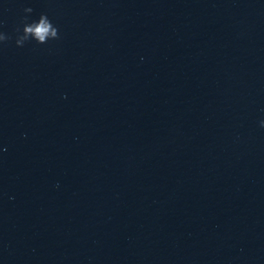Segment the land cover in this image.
<instances>
[{
    "label": "water",
    "instance_id": "95a60500",
    "mask_svg": "<svg viewBox=\"0 0 264 264\" xmlns=\"http://www.w3.org/2000/svg\"><path fill=\"white\" fill-rule=\"evenodd\" d=\"M40 13L59 39L17 46ZM0 30V264H264V0H0Z\"/></svg>",
    "mask_w": 264,
    "mask_h": 264
},
{
    "label": "clouds",
    "instance_id": "9594fccd",
    "mask_svg": "<svg viewBox=\"0 0 264 264\" xmlns=\"http://www.w3.org/2000/svg\"><path fill=\"white\" fill-rule=\"evenodd\" d=\"M26 13H32V7L24 9ZM22 28L18 25L15 29V44L17 46H24L26 42L35 41L37 44H47L51 40L59 39V26L55 24L47 13H40L38 19L24 16L21 20ZM5 31L0 30V44L10 40ZM260 127H264V119L259 121ZM6 150V149H4Z\"/></svg>",
    "mask_w": 264,
    "mask_h": 264
}]
</instances>
